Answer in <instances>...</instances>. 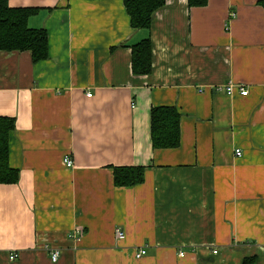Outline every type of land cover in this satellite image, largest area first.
<instances>
[{
  "label": "crops",
  "instance_id": "0c3cea01",
  "mask_svg": "<svg viewBox=\"0 0 264 264\" xmlns=\"http://www.w3.org/2000/svg\"><path fill=\"white\" fill-rule=\"evenodd\" d=\"M260 1L166 0L148 31L132 28L124 0H9L38 10L28 25L47 31L49 58L0 51L20 172L0 184V264H264ZM147 38L153 72L137 76L130 46ZM227 85L237 90L218 91ZM155 107L181 114L178 148H153ZM135 166L144 182L115 186L114 168Z\"/></svg>",
  "mask_w": 264,
  "mask_h": 264
},
{
  "label": "trees",
  "instance_id": "16d2710c",
  "mask_svg": "<svg viewBox=\"0 0 264 264\" xmlns=\"http://www.w3.org/2000/svg\"><path fill=\"white\" fill-rule=\"evenodd\" d=\"M209 0H189L190 7H205ZM130 23L135 30H151L153 17L166 6V0H124ZM259 4L264 7V0ZM37 9L12 8L9 0H0V51L30 52L33 62L49 58V37L45 29H31L29 19ZM134 75L146 76L153 72V44L151 38L130 46ZM151 138L154 149H175L181 143V114L176 107L151 109ZM16 120L0 117V184L13 185L20 181V172L12 169L10 158V133ZM145 179L143 167H115L114 184L132 187ZM244 264H253L246 261Z\"/></svg>",
  "mask_w": 264,
  "mask_h": 264
},
{
  "label": "built area",
  "instance_id": "2783aa9c",
  "mask_svg": "<svg viewBox=\"0 0 264 264\" xmlns=\"http://www.w3.org/2000/svg\"><path fill=\"white\" fill-rule=\"evenodd\" d=\"M232 16H235V15L233 14ZM236 90H237V88H235L233 85H227V86H224V87L221 88V89H218V91L225 92V93L228 94V95H232ZM239 90H240L242 96H247V95L249 94V91H248L247 89H245L244 87H239ZM87 96H88V97H92L91 94H88ZM133 107H134V106H133ZM236 155H237L238 157L242 156V151H241L240 149H237V150H236ZM63 162H64V164H65L67 167H69V168H71V167L74 166V161L71 159V157H68V156L65 157V159H64ZM74 235H75V237H77V239H78V238H81V237L83 236V231H82V229H80V228L75 229V231H74ZM116 236H117L119 239H122V238L125 236V234H124V232H123L122 230L117 229V230H116ZM146 253H147V252H146L145 249H140V250L137 252V255H136V256H137V258H141V257H143ZM214 253H217V252H214ZM182 255H183V254H182ZM60 256H61V251H59V250L54 251V252L52 253V257H51V258H52V261H53V262H57V261L59 260ZM18 258H19V254H18V253H13V254L10 255V260H11V261H16Z\"/></svg>",
  "mask_w": 264,
  "mask_h": 264
}]
</instances>
